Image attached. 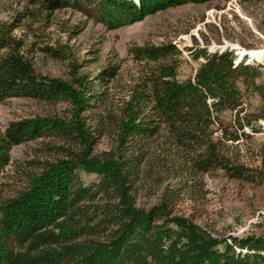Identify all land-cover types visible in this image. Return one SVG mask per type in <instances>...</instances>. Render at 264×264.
Here are the masks:
<instances>
[{"label":"trees","instance_id":"1","mask_svg":"<svg viewBox=\"0 0 264 264\" xmlns=\"http://www.w3.org/2000/svg\"><path fill=\"white\" fill-rule=\"evenodd\" d=\"M81 1L85 10L93 3L102 4L115 21L101 19L118 29L168 9L213 0H45L44 5L58 9ZM17 44L0 29V51L7 50L0 55V103L18 98L65 102L71 107V117L69 121L26 118L0 129V181L11 151L21 144L58 136L79 151H65L61 159L40 165L13 197L4 196L0 183V264L263 262L264 237L232 239L238 248L248 251L236 253L188 219L172 215L168 201L148 210L138 207L133 196L137 157L124 158L113 150L99 155L90 151L91 134L80 115L99 94H86L89 80L77 75L74 65L69 73L72 84L42 76L14 49ZM174 53L171 45L128 49L138 61L159 62ZM114 70L103 69L98 77H113ZM146 80L145 90L135 92L125 109L118 126L119 143L157 133L158 127L146 126L149 121L143 116L148 109L179 144L201 150L194 159L198 170L222 169L228 178L248 183L264 180L261 171L230 164L207 135L212 119L222 112L235 111L238 116L241 86L259 96L262 107L257 119L264 120V66L234 64L228 54L214 55L205 58L192 79L178 81L174 69L167 66L158 67ZM246 125L251 126L248 121ZM82 172L98 176L99 183L85 186L80 180Z\"/></svg>","mask_w":264,"mask_h":264},{"label":"rangeland","instance_id":"2","mask_svg":"<svg viewBox=\"0 0 264 264\" xmlns=\"http://www.w3.org/2000/svg\"><path fill=\"white\" fill-rule=\"evenodd\" d=\"M44 3L0 0V29L19 43L14 49L38 74L72 84L69 73L74 65L76 74L89 80L86 94L99 95L80 117L91 134L92 155L113 150L124 158L136 156L133 196L138 207L148 210L168 201L172 215L188 219L236 253L248 252L232 239L264 237V180L248 183L228 178L222 169L198 170L194 159L201 150L179 144L148 109L143 117L149 121L146 126L158 127L154 136L119 143L118 126L134 93L145 90L146 78L158 67L174 69L177 80L183 82L194 77L206 57L214 55L228 54L234 64L264 66V60L250 56L264 52V0L187 4L118 29L101 19L115 21L98 2L86 10L83 1L58 9ZM145 45H171L175 53L159 62L138 61L128 54L130 47ZM109 67H115L113 77L100 79L98 75ZM241 92L238 116L235 111L222 112L212 119L207 135L230 164L264 174V120L257 119L262 103L242 86ZM35 117L69 121L71 107L30 98L0 103L1 130ZM68 150L79 151V147L58 136L14 147L0 181L4 196L22 191L40 165L61 159ZM80 180L91 187L100 179L82 172ZM218 248L223 251L224 244Z\"/></svg>","mask_w":264,"mask_h":264},{"label":"bare ground","instance_id":"3","mask_svg":"<svg viewBox=\"0 0 264 264\" xmlns=\"http://www.w3.org/2000/svg\"><path fill=\"white\" fill-rule=\"evenodd\" d=\"M250 56L252 60H264V52H253Z\"/></svg>","mask_w":264,"mask_h":264}]
</instances>
